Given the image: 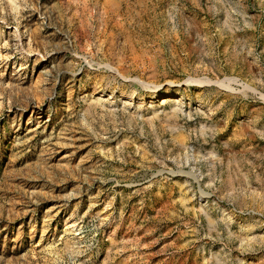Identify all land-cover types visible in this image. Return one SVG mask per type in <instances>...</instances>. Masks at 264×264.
I'll use <instances>...</instances> for the list:
<instances>
[{
	"label": "rangeland",
	"instance_id": "obj_1",
	"mask_svg": "<svg viewBox=\"0 0 264 264\" xmlns=\"http://www.w3.org/2000/svg\"><path fill=\"white\" fill-rule=\"evenodd\" d=\"M0 264H264V0H0Z\"/></svg>",
	"mask_w": 264,
	"mask_h": 264
}]
</instances>
